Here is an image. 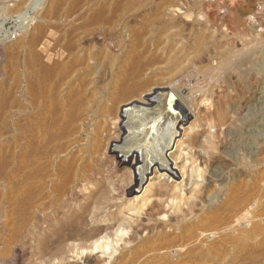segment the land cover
Returning <instances> with one entry per match:
<instances>
[{
    "label": "rangeland",
    "instance_id": "374dc122",
    "mask_svg": "<svg viewBox=\"0 0 264 264\" xmlns=\"http://www.w3.org/2000/svg\"><path fill=\"white\" fill-rule=\"evenodd\" d=\"M101 6L106 8L107 18L100 24L90 23L88 15ZM15 28L19 31L13 43L23 32L32 35L33 43L16 53L15 71L0 64V87L5 95L0 144L9 157L8 169L24 179L32 193L26 202V224L20 227L13 211L15 185L0 177V264H58L49 263V255H40L39 236L53 234L70 207L78 213L77 207L85 204L86 210L77 215L83 216L86 231L101 230V240L96 248L91 246L94 249L81 241L66 242L71 259L65 264H99L98 259H106L103 264H120V260L123 264H246L239 260L236 241L207 254L194 249L198 240L186 238L200 228L203 213L220 206L233 183L244 181L250 187L261 179L257 192L246 197L251 202L264 193V0H0V39ZM9 45L10 41H0V52L5 54ZM44 49H52L53 59L55 53L62 54L67 63L42 94H34L29 87L31 72L28 75L23 65L30 53ZM130 52L141 55L134 81L144 83L145 88L136 95L148 89L162 93L174 88L182 96H190L199 108L200 128L188 136L205 129L202 132H208L204 133L210 138L207 144L202 140L200 148L185 146L178 162L183 167L181 175L165 179L174 196L170 208L178 214V235L186 241L181 258L171 253L167 260L149 263L154 242H148L141 252H137L138 242L129 250H119L131 234V218L164 221L171 211L161 213L152 200L149 204H142L140 197L135 200L138 195L146 197L144 190L124 193L128 184L121 180L122 176L130 180L127 169L117 171L110 155L105 164L99 163L94 154L92 141L97 134L118 137L107 112ZM53 95L60 118L72 113L74 117L51 143L46 131L32 124L25 132L21 124L25 114L36 115L31 112L41 110ZM127 103L122 101L119 106ZM33 144L38 154L21 157L22 152H32ZM102 164V183L110 186L106 198L115 205L110 211L103 209L108 202L75 199L85 180ZM65 168L69 178L61 173ZM32 171L35 176L27 178ZM191 211L195 212L193 221L182 217Z\"/></svg>",
    "mask_w": 264,
    "mask_h": 264
},
{
    "label": "bare ground",
    "instance_id": "6f19581e",
    "mask_svg": "<svg viewBox=\"0 0 264 264\" xmlns=\"http://www.w3.org/2000/svg\"><path fill=\"white\" fill-rule=\"evenodd\" d=\"M87 18L90 23L100 24L107 18L106 8L104 6L99 7L89 14ZM38 30L43 31V28H38ZM74 31L76 30H73V32ZM66 33L67 32L64 34ZM13 42L14 41H10V45L6 48L5 54H3L2 51L0 52V64L4 62L2 64L3 68L8 71H15L17 69L16 53L33 43L32 35L23 32L22 38L16 41V43ZM51 50L44 49L41 53H30L23 65L24 71H26L28 75L31 72L29 87L34 94H42L51 78L67 63V60L65 62L63 60V55L60 53H55L54 55L57 58L53 59ZM140 56L141 55L134 52H130L127 55L121 78L118 80L115 88L116 97L108 108L107 113L109 120L110 122L114 120L113 124L118 131V137H109L107 133H105V135L104 133H99L93 138L92 142L94 154L97 160L99 159V163L103 162V164H105L106 157L110 155L114 160V168L117 171L127 169V172H129L128 179L130 180L127 182L124 176H122L121 180L128 184L124 193L134 195L144 190L146 197L138 195L134 197V199L136 200L140 197L141 201H143L142 204L145 202L149 204L150 200H152V204L158 203L156 205H158L162 213L164 210L170 208V203H173L171 199H174L171 193V187L167 185L165 179H174L181 175L180 173L183 167L182 165L179 166L178 162L182 158L180 156L181 153L185 152H183V149L186 148L185 146H187V148L199 146L200 148L202 140H204L206 144L209 142V135L207 138L205 133L208 134V132L204 131V133L202 131L205 129H200L201 131L199 133L196 131L197 134L194 136L192 132V137L188 136L190 131L195 128H200L197 119L199 108L193 104L194 100L190 96V98L184 97L180 94V91L173 90L174 88L169 92L162 93L158 90L148 89L144 90L140 95H136L145 88L144 83L134 81V77L139 69ZM135 97H137L136 100H133ZM4 98V88L1 86L0 114H2L3 108L5 107ZM56 101L57 98L53 95L41 110L39 109V117H36L39 110L36 113L31 112L36 114L34 115L35 117L32 114H25L22 117L21 124L24 131L26 132L30 125L33 124L37 129L46 131L48 142L51 143L59 135H62L68 124L73 120L74 113L60 118V108H54ZM122 101L128 103L119 106V103ZM43 122H46V125ZM2 147L3 145L0 144V177L13 180L12 183L15 185L13 188L14 194H12L14 201L13 211L15 212L17 223L20 227H23L26 224V202L32 193V189L26 188L24 183L25 180L15 177L14 172L8 169L9 157L3 153ZM29 150L32 152H22L21 157L30 155L36 156L38 154V148L34 144ZM103 164L101 167L97 166V168L93 170V175L85 180L86 184L84 189L80 194L75 195L76 202L78 200L82 202V200L87 198L92 199V203L102 202V204H106L108 202L106 196L110 186L109 184L106 185L102 183ZM61 173L65 175V178L69 175V171L66 168L65 170H61ZM35 174V171L30 172L27 178H32ZM183 174L184 173H182V176ZM259 180L261 181V179H258L260 183ZM258 184L249 187L246 186L244 181L233 183L226 191L225 200L220 206L210 213H203L199 219V223L201 224L200 228H195L196 230L193 229L191 234L186 238L188 240H198V245L194 249H201L202 252L213 254L217 250L222 249L221 247H223L224 244L230 241H236L239 243V249L241 250L240 261L247 262L246 264H264V193L262 192L263 195L261 193L260 199H258L259 196L257 197V201L255 200L256 198H253L255 202H251L247 199L249 197L248 194L254 193L257 186L259 187ZM89 186H92L93 189ZM250 196L252 197V195ZM85 205L79 208L77 207L78 211L82 212L84 209L86 210ZM106 206L107 207L103 208L105 211H110L111 208L113 209L115 207L111 200ZM72 208L70 207L71 210L68 209L69 211L63 215L61 218L63 219L62 224H58L55 227L53 234H41L39 236V242L37 244L40 255H49L47 258L49 263L57 261L58 264H65L67 259H71L68 254L70 250L67 251L66 242L68 241H81L83 245H85V243H91V245L87 244V246L91 247L94 245L93 247L96 248L99 244L96 243L101 240L99 239L101 230L86 231V223L83 216H78L77 214L79 212L77 213V210ZM168 214V218L164 221L156 217V219L154 218L153 220L144 219V216H138L139 218L136 216L135 220L131 218L132 220L128 222V228H130L129 234L130 231L131 234L129 235L126 233L129 235V237L126 236L128 237L126 240H124L126 238H124L125 234L122 236V238H124V245L122 244L123 248L121 247L119 250H129L132 244L138 242L137 249L139 250L137 252H141L147 246L148 242H154L153 251L155 253L151 254V257L149 256V263L153 260H167L171 257V253H175V255L181 258L186 241L182 236L178 235L181 227L175 225L179 223V221H177L178 214L173 211ZM166 216L163 217L166 218ZM187 216L193 221L195 212L191 211L187 214L186 212L185 214L182 213V217L188 219ZM233 219L235 220L232 222ZM125 225H127V223H125ZM109 228L111 227H107V229ZM103 230L104 229H102V231ZM119 240L122 239L120 238ZM116 244L117 245L113 244L116 246V248L114 247L115 250L120 243L118 242ZM105 246L102 245V247ZM93 247L91 248L94 249ZM100 248L101 247H99V249ZM103 249L101 248V250ZM191 250L192 249H190V251ZM94 251L90 252L92 253ZM107 252L103 253L106 254ZM157 252H159V254H157ZM187 252L188 251L185 250L184 253L187 254ZM67 254L70 258H67ZM93 255L92 253V256ZM89 256L91 255L89 254ZM102 257L103 255L99 256V258ZM114 259L115 258H113V260ZM104 260L98 259V262H100L99 264H103ZM121 263L123 264L124 262L120 260V264Z\"/></svg>",
    "mask_w": 264,
    "mask_h": 264
},
{
    "label": "built area",
    "instance_id": "2783aa9c",
    "mask_svg": "<svg viewBox=\"0 0 264 264\" xmlns=\"http://www.w3.org/2000/svg\"><path fill=\"white\" fill-rule=\"evenodd\" d=\"M16 24V23H15ZM19 31L18 28H15L13 31H8L6 32V34L4 35L3 39H0V41H12L15 39V37L17 36V32Z\"/></svg>",
    "mask_w": 264,
    "mask_h": 264
}]
</instances>
